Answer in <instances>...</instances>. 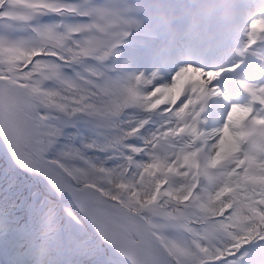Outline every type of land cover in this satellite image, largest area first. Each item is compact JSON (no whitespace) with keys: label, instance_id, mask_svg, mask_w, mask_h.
<instances>
[{"label":"snow or ice","instance_id":"snow-or-ice-1","mask_svg":"<svg viewBox=\"0 0 264 264\" xmlns=\"http://www.w3.org/2000/svg\"><path fill=\"white\" fill-rule=\"evenodd\" d=\"M47 14H66L71 22L40 24V17ZM0 18L36 21L30 40L0 37V66H6L0 68V132L18 167L42 177L49 190L71 195L73 207L66 211L75 223L87 221L128 264H264V164L253 168L250 162L255 157L249 152L243 160L236 154L245 137L264 140V107L258 106L264 105V86L249 84L240 75L264 73V57L249 63L245 45L236 52L238 61L205 66L150 52L156 71L129 77L142 83L144 90L128 88L126 94L110 101L112 115L134 107L148 114L128 130L130 138L150 126L152 113L161 117L144 138L143 147L125 145L129 167L136 155L147 156V162L135 163L131 172L135 179L128 180L129 167L117 173L85 159L79 150L57 147L63 129L49 123V110L63 112L66 105L55 99L59 90L48 82L58 79L71 86L64 72L66 64L107 62L121 55L125 43L129 45L125 62L139 61L142 45L133 39L134 34L163 19L150 6L137 9L124 3L115 8L97 0L74 4L13 0L12 10L0 13ZM246 24L245 34L251 39L253 30L264 26V8L259 19ZM90 75L95 81L86 83L98 92L116 87L114 78L104 72ZM91 107L85 104L72 113ZM250 111L255 112L252 118H248ZM210 120L215 126L203 131L201 125ZM177 137L188 139L177 148ZM169 154L175 160H169ZM259 155L264 158V152ZM72 160L80 163L70 164ZM113 175L119 191L99 182L103 176L113 184ZM251 177L258 179L250 182ZM174 179L178 180L175 184ZM129 188L131 195H123ZM163 197L168 200L158 204ZM25 201L33 213L43 207L39 196L29 195ZM169 202L175 208L164 211ZM164 227L181 229L188 242L165 234ZM95 234L90 233L87 244L73 250L88 258L77 264H110Z\"/></svg>","mask_w":264,"mask_h":264},{"label":"rangeland","instance_id":"rangeland-1","mask_svg":"<svg viewBox=\"0 0 264 264\" xmlns=\"http://www.w3.org/2000/svg\"><path fill=\"white\" fill-rule=\"evenodd\" d=\"M97 0L98 3H104L107 4L111 7L119 8L122 4L127 3L131 5L134 8L140 9L144 8L143 7V2L142 0ZM147 1H152V0H147ZM183 2V0H180ZM218 1V5L221 7V15L217 16L216 13V7H215V2ZM7 2V3H6ZM30 2V0H29ZM64 3L67 4H74L76 3V0H63ZM146 3V0H144ZM161 2L157 1L155 2L156 6H161ZM151 6V5H150ZM181 6V5H180ZM180 6L175 3V0H166V7L173 12L172 18L169 21H166V25H162L157 23L156 27V32L158 33L159 36L162 38L166 39L169 37H172V30L171 25H178L179 22L182 24L189 26L191 24V21H188L186 17L182 19L180 16L177 17L174 11H177L180 9ZM194 4H192V7ZM13 7V0H4V2H0V13H5L7 11L12 10ZM226 7H228L226 9ZM206 13L204 14L203 18L205 21V26H204V32L207 31V25L211 21H217L219 23V29L216 32H212L211 36V41L208 45H206V42L203 41L201 47H196L194 46V42L196 40L197 34H195V31L191 29L183 30V33L178 29L176 32V36H179L175 38L176 40V46L178 50V61L179 62H188L191 61L194 64H200L203 63L205 66H208L213 63H229L232 61H238L241 59L236 55V52L238 49H241L242 47H245V45H255L256 43V29L253 30L254 36L250 39L246 34H245V29L247 28L246 21L252 20V19H259L260 18V12L261 9L264 8V0H247L244 3L239 2L238 0L232 1L230 3L229 1L223 2L222 0H206ZM18 11V10H17ZM227 13L228 15H231L233 13V18H234V28L233 30H227L226 29V24L224 23V13ZM227 15V16H228ZM225 16V18L227 17ZM44 18V19H43ZM43 18L39 19L40 24H53V23H48L46 22L49 20H54L55 21V15L54 14H47L44 15ZM57 18L61 21L60 25L68 24L71 22V18L68 17H59ZM201 19V18H200ZM203 21V22H204ZM36 24V21H33L32 24L24 23V22H19L14 19H4L0 18V31L3 33L8 34V38L12 41L16 40H30L33 37V32H32V26ZM160 26L165 27L164 29H160ZM202 24L200 25V27ZM261 27V26H258ZM144 30V29H143ZM142 37L137 36L134 40L136 42H140ZM127 50L123 49L121 47L120 52H124ZM151 51L146 50V51H141L140 50V59L137 61L136 59H131L126 61V56L125 52L124 54H121L120 56H113L114 60H112L109 65L114 61V65L112 68H110L107 71V76H110L114 78L115 83L119 82L118 78H120V75L123 76L127 74L129 71H132L133 73L139 75L141 73L144 74H150L151 72L156 71V69L153 67L151 63V57L149 55ZM108 65V66H109ZM1 67V66H0ZM3 68L6 69V66H3ZM77 70H79L82 75L87 76L88 78L90 77L91 72H103L105 71V66L103 63H97L94 65L90 64H80V63H70L66 64L64 68V72L66 76L69 78L72 84H78V85H85L89 86L90 83H86L87 80H92L95 81V78L93 79H80ZM264 76L263 74H260ZM136 81V80H135ZM51 85L55 84H61L58 79H53L49 81ZM137 83V81H136ZM257 86H264V78L259 79L255 81L254 83ZM137 90L138 91H143L144 90V85L138 84L137 83ZM116 91V88L110 89L106 92V94H110L112 92ZM102 93V92H101ZM241 98V97H240ZM243 98V97H242ZM55 115V116H54ZM129 118L127 122V129H131L132 126L135 124V122L139 121L141 118L145 117L148 115L147 113L143 112L141 109L138 107H134L130 110L129 113ZM159 115L158 113H152L151 118ZM66 114L61 111L59 112H53V109L49 110V123L53 125H58L61 126L63 131L62 134L58 137L57 139V147L58 148H63L65 143L67 142L66 136L64 134L65 132V127L64 125H59L57 124L56 120L58 118H64ZM203 116V115H202ZM159 116L155 117L158 118ZM71 120H76L79 119V121L75 124L74 127V133H75V138L79 145L82 146H87L92 143H97V144H102L105 143V141L102 139L104 138L105 132L110 131V133H115L116 128L111 127V121L106 120L104 118L99 117L98 115L94 114H89L87 112H83L80 114L74 115ZM215 125H209L208 128H212ZM99 129L101 132L100 134L95 132V129ZM152 128H155L152 126ZM92 129V130H91ZM149 130V132H150ZM149 134V133H148ZM106 138V137H105ZM181 141V137H177L176 139V144L178 145ZM128 141L124 142L121 147L119 148H110V151L105 154V158L102 156V159H106V163L103 164L102 167L106 168L108 163H112L115 165L116 168H118L115 172H120L122 168L128 167L129 162L126 159V156L128 155V151L125 148V145H130V143H127ZM243 141H241L239 150L237 151V155L239 156L240 153L244 152L243 147H242ZM260 145L255 148V151L257 155L260 153L264 152V140H261ZM135 146H140L143 147L144 144L142 143H135ZM75 150H79V152L83 155H85V149H81L80 147H77ZM137 157V155L135 156ZM243 160L242 158H240ZM72 161H69L71 163ZM138 162H147V156L145 155L143 158H138L137 160L134 159V163ZM135 165V164H134ZM106 166V167H105ZM237 171H241L239 167H237ZM132 169L129 168L128 172V180H134L135 178L131 176ZM254 177L249 178L250 182ZM108 179L109 177H104L105 182L108 184ZM113 180V184H108L115 190L114 184L116 183V178L113 175L111 177ZM258 179V177H257ZM207 190H211L210 186H207ZM133 191L132 188H129L126 190L123 194L130 196L131 192ZM141 199H143L142 193H141ZM161 200V199H160ZM166 200H168V197H166ZM159 204V203H158ZM162 205V204H160ZM164 210V209H163ZM185 212H191L194 211V209H184ZM71 228L77 229L78 231L81 230L80 227L77 225L71 223ZM178 228H172V227H167V228H162L161 231L164 232L165 234H174V232L178 231ZM1 233V231H0ZM14 238L13 234L9 233L6 238L0 240V255H5L8 257V263L9 264H51L50 263V257L53 255L55 252L54 250H47L44 253H36L35 258L32 261H27L24 259V256L21 253H16V251L13 248V243H14ZM111 252H115L114 255H117L118 257H121V262L118 264H128V261L126 257L121 255L113 246L112 249L110 250ZM110 264H114L110 262Z\"/></svg>","mask_w":264,"mask_h":264},{"label":"trees","instance_id":"trees-1","mask_svg":"<svg viewBox=\"0 0 264 264\" xmlns=\"http://www.w3.org/2000/svg\"><path fill=\"white\" fill-rule=\"evenodd\" d=\"M84 77V76H83ZM130 77V76H129ZM127 77L124 84H122L118 95H110L109 93H101L97 91V88L90 83V88L84 86H77L75 84L54 85V89L59 90V97L55 99L66 105L64 113L67 118H58L60 123L69 124L72 122L69 116L72 114V109L77 107H83L87 104L92 106L85 110L93 112L94 110L98 115L106 120L111 121V127L114 129L116 122V115L111 114L110 101L117 100L121 93L126 94V89L134 88V80ZM85 79V78H84ZM81 97H85L84 100H80ZM77 101H80L77 103ZM53 112H59V110L53 109ZM76 113V112H75ZM106 140L109 142H119L122 137V132L117 130L115 133L110 131L105 132ZM70 151H73L72 147ZM0 160L3 163L8 164V170L4 175V179L0 181V219L5 229L16 225L21 219H23V209L25 206V198L30 194L34 197L45 195L46 198V210L41 211L39 208L33 213L30 212L29 218L25 223V239L23 243L27 241L32 243L35 248L39 246H45L51 242L53 244H59V224L65 219V230L68 236V244L66 248L72 253L75 260L82 261L88 260L87 257H80L74 253V249L82 247L83 241L86 236H89L92 227L87 221H81L77 224L67 215V209L73 207V201L64 203V211L58 209L59 198L51 193H44L40 191L39 187L30 181L20 170H17L12 164L6 162L3 157L0 156ZM2 164V163H1ZM101 178L99 182L101 183ZM106 187H109L105 185ZM114 191V190H113ZM57 207V212L53 216H50V212L53 208ZM68 221L76 224L81 228L76 234L70 235L68 229ZM174 238L182 243L188 242V235L181 229L173 234ZM23 240V239H22ZM82 241V242H81ZM98 248L104 253L107 250L112 249V245L101 237L95 238Z\"/></svg>","mask_w":264,"mask_h":264},{"label":"bare ground","instance_id":"bare-ground-1","mask_svg":"<svg viewBox=\"0 0 264 264\" xmlns=\"http://www.w3.org/2000/svg\"><path fill=\"white\" fill-rule=\"evenodd\" d=\"M240 99H243L242 97ZM201 119H203V116L201 117ZM209 125H215L211 120L209 121V123L207 125H201V128L203 129V131L207 132V131H210L211 128H208ZM188 139V137H181V141L180 143L177 145V148H179L180 146H182L185 141ZM0 148L7 154H10V151L8 149V146H7V143L5 141V136L2 134V132H0ZM226 150L227 151H230L231 150V144H227L226 145ZM249 154L253 157H255L253 160H251L250 164H251V167L255 168L257 166H260L262 164H264V158H262L260 155H257L256 151L254 149H252L250 147L249 149ZM164 153L162 152L161 155H163ZM240 158L244 159V154H240ZM169 160H175V157L172 156L171 154H169ZM183 170V169H181ZM29 173V172H28ZM30 175H32L33 178H36L40 184H42V186L44 188H49L48 184L46 181L43 180L42 177L40 176H36L32 173H29ZM253 179H257V177H254ZM174 184L178 182L177 179H174ZM61 195H63V197H66V198H72L71 195H69L68 193H60ZM142 196H144V193H142ZM173 264H175V262H173Z\"/></svg>","mask_w":264,"mask_h":264}]
</instances>
